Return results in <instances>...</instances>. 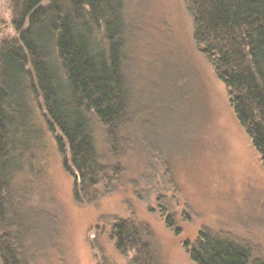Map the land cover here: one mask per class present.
<instances>
[{
	"label": "rangeland",
	"instance_id": "374dc122",
	"mask_svg": "<svg viewBox=\"0 0 264 264\" xmlns=\"http://www.w3.org/2000/svg\"><path fill=\"white\" fill-rule=\"evenodd\" d=\"M184 3L128 0L127 76L136 117L117 151L98 143L101 163L115 165L119 176L112 193L95 204L75 203L74 179L64 163L74 170L57 144L64 140L34 97L35 130L14 135L22 144L14 151L6 191L8 209L27 217L31 264H128L109 229L113 219L130 216L149 230L158 264H194L184 243L191 245L200 231L246 246L251 259L264 264V165L225 86L195 47ZM12 16L10 0H0V44L14 38ZM166 168L171 188L165 187ZM158 195L172 213L171 228L156 208Z\"/></svg>",
	"mask_w": 264,
	"mask_h": 264
},
{
	"label": "trees",
	"instance_id": "16d2710c",
	"mask_svg": "<svg viewBox=\"0 0 264 264\" xmlns=\"http://www.w3.org/2000/svg\"><path fill=\"white\" fill-rule=\"evenodd\" d=\"M184 1L195 47L225 86L234 116L264 165V0ZM127 3L10 0L14 38L0 44L1 264L32 261L25 243L27 217L8 209L6 191L14 151L22 144L14 135L21 130L22 135L27 127L35 130L34 97L41 98L49 121L64 140L65 144L58 138L57 144L74 170L64 163L74 179L75 203L95 204L115 187L119 168L101 163L98 143L103 140L117 151L136 117V97L127 76L132 31ZM132 38L136 40L135 33ZM167 172L168 168L165 187H173ZM164 199L158 195L155 204L171 228L173 216ZM174 231L180 233L178 228ZM109 235L115 251L130 258L128 264H158L149 230L131 216L113 219ZM184 248L194 264H262L251 259L246 246L206 231H200L191 245L185 242Z\"/></svg>",
	"mask_w": 264,
	"mask_h": 264
}]
</instances>
